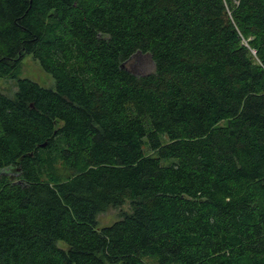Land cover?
Wrapping results in <instances>:
<instances>
[{"label":"trees","instance_id":"trees-1","mask_svg":"<svg viewBox=\"0 0 264 264\" xmlns=\"http://www.w3.org/2000/svg\"><path fill=\"white\" fill-rule=\"evenodd\" d=\"M1 79L0 264H264V0H0Z\"/></svg>","mask_w":264,"mask_h":264},{"label":"rangeland","instance_id":"rangeland-1","mask_svg":"<svg viewBox=\"0 0 264 264\" xmlns=\"http://www.w3.org/2000/svg\"><path fill=\"white\" fill-rule=\"evenodd\" d=\"M125 66L129 71L136 75H142L151 73L154 70L153 61L148 54L137 53L131 59L126 62ZM20 78H27L31 81L39 84L41 87L47 89H54L55 84L53 78L44 72L39 63L35 61L31 56H25L21 63L20 68ZM16 91V85L13 80L10 79H1L0 80V92L6 94L7 96H12ZM163 164H166L163 162ZM3 172V171H2ZM11 174L12 177L14 175L11 171H6ZM122 212H130L129 204L126 203L120 208H107L104 212L98 214L97 216V227L101 229L103 227H107L112 225L115 221H117ZM58 247L62 249H67V246L64 242H57ZM143 261L146 264H156V258L145 257Z\"/></svg>","mask_w":264,"mask_h":264}]
</instances>
